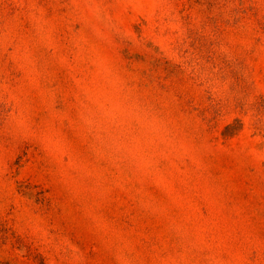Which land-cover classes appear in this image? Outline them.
<instances>
[{
	"label": "rangeland",
	"instance_id": "obj_1",
	"mask_svg": "<svg viewBox=\"0 0 264 264\" xmlns=\"http://www.w3.org/2000/svg\"><path fill=\"white\" fill-rule=\"evenodd\" d=\"M0 264H264V0H0Z\"/></svg>",
	"mask_w": 264,
	"mask_h": 264
}]
</instances>
